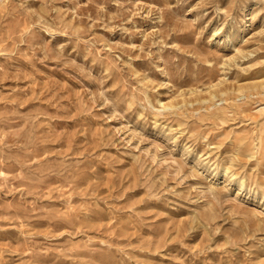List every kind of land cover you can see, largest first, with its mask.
I'll use <instances>...</instances> for the list:
<instances>
[{
	"label": "rangeland",
	"instance_id": "obj_1",
	"mask_svg": "<svg viewBox=\"0 0 264 264\" xmlns=\"http://www.w3.org/2000/svg\"><path fill=\"white\" fill-rule=\"evenodd\" d=\"M0 264H264V0H0Z\"/></svg>",
	"mask_w": 264,
	"mask_h": 264
}]
</instances>
